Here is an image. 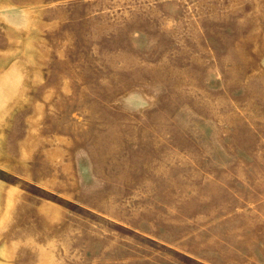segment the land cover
<instances>
[{
  "label": "rangeland",
  "instance_id": "rangeland-1",
  "mask_svg": "<svg viewBox=\"0 0 264 264\" xmlns=\"http://www.w3.org/2000/svg\"><path fill=\"white\" fill-rule=\"evenodd\" d=\"M0 264H264V0H0Z\"/></svg>",
  "mask_w": 264,
  "mask_h": 264
}]
</instances>
